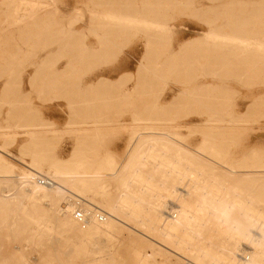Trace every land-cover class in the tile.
I'll list each match as a JSON object with an SVG mask.
<instances>
[{"label":"bare ground","instance_id":"bare-ground-1","mask_svg":"<svg viewBox=\"0 0 264 264\" xmlns=\"http://www.w3.org/2000/svg\"><path fill=\"white\" fill-rule=\"evenodd\" d=\"M57 1L16 0L9 22V26L20 27L25 45L33 51L58 43L62 57L68 56L69 48L75 52L53 83L57 77L68 78L76 72L89 50L71 24L61 22L55 32L57 15L63 12ZM183 3L145 0L139 5L114 0L110 4L113 8L92 11L104 32L99 34L100 43H107L109 35H142L146 52L139 72L152 65L153 77L166 83L164 77L181 65L185 67V79L180 81L184 85L198 65L220 66L226 54L244 59L251 58V53L264 56V38L239 33L238 25L226 31L225 24L217 23L216 18L207 20L209 29L204 36L170 50V43L164 46L165 36L174 26L169 13ZM198 6L194 8L205 7ZM218 6L207 5L205 11ZM9 33L0 35L7 44ZM53 33L58 39L51 42ZM15 58L9 56L10 60ZM47 61L36 66L32 84ZM5 74L3 92L9 93L16 83L12 64L3 65L1 75ZM127 78L125 73L117 81L101 77L87 90L116 87ZM210 85L184 86L180 91L201 103L199 97ZM154 91L138 79L133 92L126 89L121 96L131 103L136 95ZM173 105L177 104L165 108ZM69 107L80 110L82 106L71 100ZM146 108L154 110L155 115L162 109ZM228 115L226 119L210 114L204 119L198 128L201 141L194 145L187 136L172 130L182 124L167 127L162 117L134 114L121 165L112 155L86 160V154L75 148L68 159H49L42 151H32L31 161L22 160L20 168L10 159L12 153L7 146L0 145V181L10 183L14 190L4 196L0 193V264H264V160H230L229 150L219 143L213 129L233 130L251 120L247 115ZM105 122L108 120L92 122L96 140L101 138V124ZM44 126L28 125L32 129L26 133L33 144L47 139ZM11 128L0 126L6 140L11 137ZM39 178L53 181L43 184ZM113 185L117 186L115 190ZM54 235L61 237L58 249L51 246ZM4 239L13 243L7 253L1 252ZM62 247H71V253L65 255ZM36 248L43 252L32 261L28 250Z\"/></svg>","mask_w":264,"mask_h":264},{"label":"rangeland","instance_id":"rangeland-1","mask_svg":"<svg viewBox=\"0 0 264 264\" xmlns=\"http://www.w3.org/2000/svg\"><path fill=\"white\" fill-rule=\"evenodd\" d=\"M113 1H57L63 12L57 15L55 32L61 26V22L71 24L79 30L81 34L78 35L81 41L89 46V50L87 56L78 64L76 72L68 78L57 77L58 81L53 83V78L67 66L68 58L75 52L70 51L69 48L68 56L62 57L58 51L60 47L58 43L34 51L28 48L22 38L24 35L21 34L20 27L9 26L16 0H0V35L9 32L11 34L9 44L4 37L0 38V126L12 125L11 137L8 140L0 133V145H6L11 151L10 159L17 167H23L22 160L31 161L32 151H42L44 157L49 159L54 156L68 159L76 149L86 154L87 158H84L86 160L98 161L112 155L121 165L126 158L128 141L132 133L131 119L137 113L162 117L164 119L162 123L167 127L182 124L181 127L172 130L187 136L188 141L194 145L200 143L201 134L198 128L210 114L226 119L230 118L228 114L231 113L247 115L251 121L245 125L233 130L215 128L212 132L217 136L219 143L229 150L230 160L253 158V160H264V56L251 53L248 54L252 56L251 58L244 59L243 56L236 58L226 54L220 66L214 63L210 66L198 65L190 73L185 85L180 82L185 79L183 74L185 67L177 65L168 76L164 77L166 83H163L153 77L152 65L149 70L143 69L139 72V63L146 52L144 36L109 35L107 43H100L99 34L104 32L99 29L92 11L113 8L110 5ZM128 1L141 5L145 0ZM181 1L184 3L169 13L174 17L172 20L174 26H170L171 34L165 36L164 46L167 47L170 43V50H178L186 41L204 36L205 31L209 29L207 20L214 18L217 23L225 24L226 31H232L233 27L238 25L239 33H248L254 38H264V0ZM198 5L219 6L206 12L205 7H202L203 10L194 8ZM112 6L117 5L113 3ZM245 23H249L247 27L242 26ZM248 30H252V33ZM53 39H58L56 33L50 34V41L52 42ZM10 55H15L16 58L10 60ZM46 59L48 61L44 63L43 73L32 84L30 80L36 66ZM6 63L12 64L16 82L9 93L3 92L7 74L1 75L3 65ZM124 73L129 78L125 79L123 84L110 88L101 87L99 91L87 90L90 84H98L101 77H109L117 81V78ZM138 79L144 86L150 84L155 91L143 96L136 95L131 103H128L121 94L126 89H131L133 92ZM206 83L211 85L204 92V96L199 97L201 103L186 94H181L180 90L184 86L196 87ZM71 100L75 101L77 107L81 105V109L72 110L69 107ZM172 103L177 105L165 108ZM149 106L160 107L163 110L159 109V114L155 115L154 110L150 111L146 108ZM97 120H108L101 124L103 131L99 140L93 136L95 124L92 122ZM40 123L45 124L47 139L33 144L26 131L32 129L28 125ZM222 128L228 127L222 126ZM2 130L6 131L5 128ZM9 184L0 181L2 196L14 192L12 185ZM115 188L117 186L113 185L112 190ZM60 240V236H52L51 246L58 249L61 246ZM10 242V239L2 241L1 252L7 253L11 249L13 243ZM62 249L65 255L71 253V247H62ZM42 252L43 250L38 248L28 250L32 261H37Z\"/></svg>","mask_w":264,"mask_h":264},{"label":"built area","instance_id":"built-area-1","mask_svg":"<svg viewBox=\"0 0 264 264\" xmlns=\"http://www.w3.org/2000/svg\"><path fill=\"white\" fill-rule=\"evenodd\" d=\"M40 182L43 184H51L53 180L49 178H39Z\"/></svg>","mask_w":264,"mask_h":264}]
</instances>
